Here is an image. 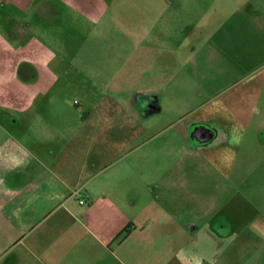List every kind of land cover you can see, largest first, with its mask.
<instances>
[{"label":"rangeland","instance_id":"1","mask_svg":"<svg viewBox=\"0 0 264 264\" xmlns=\"http://www.w3.org/2000/svg\"><path fill=\"white\" fill-rule=\"evenodd\" d=\"M6 11L0 127H118L104 172L123 196L127 253L169 229L174 264H188L183 236L197 227L209 264H264V0H15ZM38 48L42 77L56 80L23 111L27 67L40 72L23 59ZM86 64L94 72L79 74ZM197 125L213 143L191 137ZM247 232L254 248L238 255ZM143 249L122 263L164 264Z\"/></svg>","mask_w":264,"mask_h":264},{"label":"crops","instance_id":"2","mask_svg":"<svg viewBox=\"0 0 264 264\" xmlns=\"http://www.w3.org/2000/svg\"><path fill=\"white\" fill-rule=\"evenodd\" d=\"M14 2L0 0V20H12L6 7ZM15 29L19 35L26 31L22 24ZM33 47L32 42L25 46L28 50ZM38 50L36 55L32 53L34 58L23 59L40 70L35 75L30 66L25 69L28 76L23 87V111L33 100L40 102L49 91L48 85L56 80L42 77L40 67L44 62L36 60L42 56ZM76 67L79 74L94 72L84 70L87 64ZM4 79L5 75H0V81ZM44 126L0 127V264H123L121 259L132 262L134 256L140 258L143 248L145 256L161 252L164 264H174L176 237L169 229L163 241L159 236L141 238L135 254L125 251L122 239L114 240L124 229L123 196L112 188L111 174L104 172L108 166L104 151L109 144L108 133L118 127ZM131 128L138 127L122 130ZM79 136L82 138L75 140ZM135 228L145 234L143 224ZM201 240H192L190 247L197 259L188 264H209ZM155 244L162 245L153 252L149 246ZM210 264L217 263L213 260Z\"/></svg>","mask_w":264,"mask_h":264},{"label":"flooded vegetation","instance_id":"3","mask_svg":"<svg viewBox=\"0 0 264 264\" xmlns=\"http://www.w3.org/2000/svg\"><path fill=\"white\" fill-rule=\"evenodd\" d=\"M190 131L191 132H189V133H191V137L196 138L199 144L209 145V144L214 142L215 134L213 133V131H211L207 127H198V125H197V126H193ZM198 147H199V145H198ZM193 231H195L194 234H196L198 232L197 227H194ZM185 233H187V231H184V234ZM194 234L191 233L188 237H187V235H184L183 238H185V239L189 238V240L192 243V240L194 238H196ZM246 234H247L246 236H242V237L238 236L236 238V241L234 242L235 244H234L233 250L235 249L237 251L238 255L239 254H241L242 256L249 255L250 250L254 248L253 246L255 245V240H256V239H254L255 237L252 236L251 233H249V232H247ZM179 238H182V237H179ZM212 240L215 241L214 244H217L218 241H219V243H222L220 241V238L219 239L213 238ZM212 249H216V247H214Z\"/></svg>","mask_w":264,"mask_h":264},{"label":"trees","instance_id":"4","mask_svg":"<svg viewBox=\"0 0 264 264\" xmlns=\"http://www.w3.org/2000/svg\"><path fill=\"white\" fill-rule=\"evenodd\" d=\"M127 234H128V231L124 228L122 231H120V232L116 235V237H115L114 240L121 239V238H120L121 236H126Z\"/></svg>","mask_w":264,"mask_h":264}]
</instances>
